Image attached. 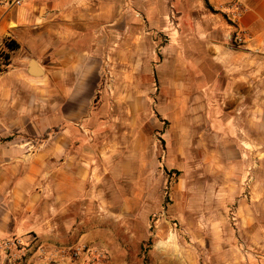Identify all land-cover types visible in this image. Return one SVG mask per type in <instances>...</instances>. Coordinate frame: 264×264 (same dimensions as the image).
Instances as JSON below:
<instances>
[{
	"label": "crops",
	"instance_id": "obj_1",
	"mask_svg": "<svg viewBox=\"0 0 264 264\" xmlns=\"http://www.w3.org/2000/svg\"><path fill=\"white\" fill-rule=\"evenodd\" d=\"M14 1L0 0V51L9 41L19 46L0 73V241L19 236L30 246L36 236L52 253L62 249L66 255L87 245L108 254L103 264H136L137 249L131 246L138 244V234L132 210L99 212L100 191L107 182L115 189L130 167L121 159L122 151L114 148L121 130L115 129L118 119L95 117L91 100L99 94L101 73L111 63L119 67L113 73H129L131 80L136 73H155L153 62L142 60L138 71L136 50L144 40L138 32L165 29V5L161 0L157 6L154 0ZM197 1H203L204 11L228 14L233 31H245L250 45L263 52L254 72L245 55L246 63L235 66L237 55L230 50L224 57L232 59L224 68L202 65L195 58L173 73H209L213 81L204 90L218 95L224 108L216 104L224 113L213 127L228 149L236 141L243 146L244 160L236 171L245 175L241 190L248 189L241 201L242 240L216 247L211 264H264V0ZM233 5L238 11L230 9ZM139 12L143 22L137 19ZM215 46L225 53V47ZM32 61L40 75L33 74ZM221 74L227 78L224 85L218 80ZM234 129L240 135H234ZM125 133L136 134V129ZM220 151L218 156L228 157ZM136 202L126 198L123 205ZM123 217L130 219L123 223ZM56 263L84 264L68 257H58Z\"/></svg>",
	"mask_w": 264,
	"mask_h": 264
},
{
	"label": "rangeland",
	"instance_id": "obj_2",
	"mask_svg": "<svg viewBox=\"0 0 264 264\" xmlns=\"http://www.w3.org/2000/svg\"><path fill=\"white\" fill-rule=\"evenodd\" d=\"M161 1L166 10L165 29L138 32L144 40L138 43L135 57L138 71L142 60L153 62L155 73H136L131 80L129 73H113L119 67L111 63L101 73L99 94L91 100L97 111L95 117L118 119L115 129L121 130L116 133L114 148L122 151L121 159L130 167V172L123 173L120 182L114 184L115 189H109L112 183L107 182L106 189L100 191L99 212L110 214L122 209L129 214L132 210L138 234V244L131 246L132 251L137 249L136 264H193L199 260L211 264L216 247L236 245L242 240L241 201L246 199L248 189L241 190L245 175L236 171L243 159V146L236 141L228 149L213 127L216 119H223L224 110L222 99L204 90L213 81L209 73L203 77L173 72L195 58L202 65L224 68L232 59L224 57L230 50L237 55L233 58L235 66L246 63L245 58L242 60L245 55L249 57V71L254 72L263 52L249 42L238 45L232 22L226 15L204 11L200 6L203 1L192 0L185 5L184 1L174 0V10L171 0ZM157 2L154 0V6ZM143 17L137 14L139 22L144 21ZM215 44L225 47V53ZM213 56L218 57L214 60ZM7 57L11 58V50L5 47L0 51V73L9 63ZM218 80L223 85L227 82L224 74ZM126 129H136V134L125 133ZM237 133L234 129L233 134ZM220 149L228 157H223ZM126 198L137 202L132 207L124 206ZM233 209L239 219L236 227L230 221ZM129 219L123 217L122 221ZM122 228L125 230L126 225Z\"/></svg>",
	"mask_w": 264,
	"mask_h": 264
},
{
	"label": "built area",
	"instance_id": "obj_3",
	"mask_svg": "<svg viewBox=\"0 0 264 264\" xmlns=\"http://www.w3.org/2000/svg\"><path fill=\"white\" fill-rule=\"evenodd\" d=\"M24 0H16L13 4L21 5ZM172 9L174 10L171 0ZM235 8V9H234ZM230 9L237 10L238 7L233 5ZM224 11L225 9L222 8ZM225 13V12H224ZM226 14V13H225ZM239 12H235L233 16L237 17ZM228 17V14H226ZM234 40L238 45H244L249 41V35L242 30H236ZM230 221L234 227L239 224L237 212L233 209L230 213ZM60 249L58 252H51L45 245L40 243L38 237L34 236L30 246H28L22 237L12 236L0 241V264H58V257L72 258L76 262L87 264H103L107 259V253H103L91 249L87 245H79L67 251Z\"/></svg>",
	"mask_w": 264,
	"mask_h": 264
},
{
	"label": "trees",
	"instance_id": "obj_4",
	"mask_svg": "<svg viewBox=\"0 0 264 264\" xmlns=\"http://www.w3.org/2000/svg\"><path fill=\"white\" fill-rule=\"evenodd\" d=\"M6 48L8 49V50H11V51H15V50H17L18 48H19V46H18V44L16 43V42H7L6 43ZM10 58L9 57H7V60H9ZM6 65L7 64H9L8 63V61L5 63ZM0 72H1V70H0Z\"/></svg>",
	"mask_w": 264,
	"mask_h": 264
},
{
	"label": "water",
	"instance_id": "obj_5",
	"mask_svg": "<svg viewBox=\"0 0 264 264\" xmlns=\"http://www.w3.org/2000/svg\"><path fill=\"white\" fill-rule=\"evenodd\" d=\"M30 68L31 70L33 71V74L34 75H40V71L37 69V66H36V63L35 61H32L31 64H30Z\"/></svg>",
	"mask_w": 264,
	"mask_h": 264
}]
</instances>
